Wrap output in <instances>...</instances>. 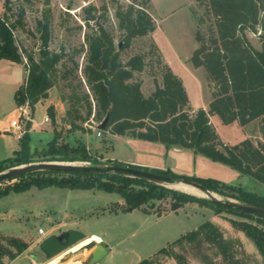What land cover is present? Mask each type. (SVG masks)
I'll list each match as a JSON object with an SVG mask.
<instances>
[{"label": "rangeland", "instance_id": "1", "mask_svg": "<svg viewBox=\"0 0 264 264\" xmlns=\"http://www.w3.org/2000/svg\"><path fill=\"white\" fill-rule=\"evenodd\" d=\"M17 1L25 12L23 26L14 30V35L24 55L32 54L36 60H40L43 41L37 28L38 20L43 19L46 11H49L51 37L48 50L59 52L62 56L57 65L55 85L50 89L48 98L40 101L34 112L29 108L33 118L29 130L33 150L46 147L54 137L55 130H59L73 145L84 142L100 162L98 165L120 162L125 166L132 163L171 169L178 174L214 178L228 185L242 186L264 194V184L259 180L192 149L108 132L99 134V123L94 118L96 103L83 73L87 48L85 35L95 23L92 21L90 27L87 25L84 9H80L83 0H51L49 5H45L44 0ZM131 2L141 4L143 0H97L93 3L98 7L107 5V14L99 20L113 34L120 48L124 46V32L118 26L115 11L118 5ZM3 10L4 6L0 4V12ZM148 10L156 22V30L148 36L133 39L122 53L125 60L137 53L145 54V69L136 74V78L142 81L144 94L150 95L157 83L162 85L166 68L170 67L184 83L190 100L189 109L205 108L209 111L214 84L206 69L195 67L191 61L193 52L200 45L196 39L197 32L208 35L207 20L202 22V18H206V0H150ZM17 18L19 16L13 20ZM249 37L260 48L257 36L249 33ZM26 59L22 63L0 60V162L14 156L21 147L22 141L16 133L3 129L9 125L12 117L18 115L15 94L27 78ZM89 100L93 114L83 122L78 121L86 132L81 129L69 132L72 112L78 110L86 117ZM49 107L54 109L55 122L48 114ZM46 117L49 120L46 121ZM210 118L226 144H236L247 138L254 143L264 141V122L261 119L241 125L236 121L224 123L212 113ZM23 123L27 128L29 121L24 120ZM75 164L89 165L84 162ZM7 186L0 192V264H84L97 243L106 245L108 250L100 264H139L144 259L154 258L160 249L168 247L206 221L218 226L226 238L240 240L242 249L239 251L242 256L250 258L251 264H263V257L254 241L233 227L230 220H248L245 217L216 214L210 207L198 203H188L174 211L170 198L156 200L124 213L120 206L124 204V199L113 192L56 186L44 189L32 187L24 192H16ZM166 186L203 196L197 189L183 184ZM215 195L224 200H234L217 193ZM40 228H44L45 235H40ZM69 229L83 232L86 238L97 234L101 239L91 241L93 243L89 242L78 250L73 246L48 258L40 248L41 242L50 235H59ZM15 242L23 243L24 250L19 252ZM89 244L92 246L88 247ZM176 250L186 256L191 264H207L203 256L224 264L217 249L210 245L195 247L191 244ZM163 256L161 264H178L174 258Z\"/></svg>", "mask_w": 264, "mask_h": 264}, {"label": "trees", "instance_id": "2", "mask_svg": "<svg viewBox=\"0 0 264 264\" xmlns=\"http://www.w3.org/2000/svg\"><path fill=\"white\" fill-rule=\"evenodd\" d=\"M149 2L150 0H143L141 4L131 2L117 6L115 16L118 26L124 32L122 48L116 45L113 34L99 20L107 14V5L98 7L91 4L84 8L87 25L90 27L92 21L95 24L85 35L87 48L83 73L96 103L94 118L100 125L108 117L106 128H99L100 132L189 148L226 163L241 174L250 175L264 184V141L254 143L247 138L236 144H226L210 118L212 113L227 124L236 121L247 125L258 119L264 122V0H206V18H202V22L207 20L208 35L197 32L196 39L200 45L193 52L191 61L195 67H204L214 84L209 111L205 108L189 109L190 100L184 83L170 67L166 68L162 85L157 83L153 92L145 95L142 81L136 78V74L145 69V54L137 53L126 60L123 58V50L133 39L148 36L156 30V22L148 10ZM24 12L19 1H5L4 10L0 13V60L22 63L27 58V78L16 90L15 99L17 105L28 103L34 112L36 105L48 98L50 89L55 85L57 65L62 56L59 52L48 50L51 37L49 11H46L44 20H38L37 28L43 41L40 60H36L32 54L27 57L24 55L14 35V30L23 26ZM15 16L19 18L13 20ZM249 33L257 36L260 48L253 44ZM92 111V102L89 100L86 117L78 110L72 112L69 132L76 129L86 132L83 124L78 121L89 119ZM48 114L55 122L52 107L48 108ZM31 127L29 122L21 138V147L14 156L0 162V172L41 161L84 162L93 166L100 163L84 142L73 145L59 130H55L54 137L46 147L33 150L29 135ZM115 165L126 164L118 162ZM128 166L172 179L199 182L211 192L238 202L264 205V194L242 186L228 185L218 179L191 177L171 169L135 164ZM19 178L21 180L8 185V189L24 192L32 187L44 189L56 186L117 193L124 199V204H120L124 213L156 200L170 198L174 211L188 203H198L210 207L216 214L229 213L245 217L248 220H230L233 227L243 231L254 241L264 264L262 214L238 210L220 202L214 203L208 197L114 172L36 170ZM191 244L195 247L206 244L216 248L224 264H251L250 258L242 256L239 251L242 249V242L226 238L222 230L211 221L202 223L168 247L160 249L154 258L144 259L139 264H161V255L174 258L178 264H191L186 256L176 250ZM15 245L19 252L25 248L21 242H15ZM203 257L207 264H219L212 258Z\"/></svg>", "mask_w": 264, "mask_h": 264}, {"label": "water", "instance_id": "3", "mask_svg": "<svg viewBox=\"0 0 264 264\" xmlns=\"http://www.w3.org/2000/svg\"><path fill=\"white\" fill-rule=\"evenodd\" d=\"M51 0H44L45 5H49ZM121 46V45H119ZM108 117L99 125L100 129L106 128ZM36 170H55V171H87L93 170L97 172H114L119 174H125L132 177L143 178L162 185H174L176 183H183L188 186H192L201 192L206 194L210 200L214 203H223L225 205L232 206L238 210H243L250 213L262 214L264 215V205L254 204V203H243L234 200H224L218 198L215 193L208 190V188L195 181L185 180V179H172L170 177L157 174L144 169H137L131 166H120L115 164H102V165H80L75 163L66 162H32L29 164H23L15 167H11L7 170L0 172V190L6 185H14L18 182L17 178L25 175L27 173ZM10 181V182H8ZM86 239L83 232L76 229H69L63 231L61 234H53L46 237L40 244V248L45 252L48 258H53L54 256L60 254L61 252L73 247L79 242ZM107 246L102 243H97L92 249L88 262L84 264H100L102 259L107 254Z\"/></svg>", "mask_w": 264, "mask_h": 264}, {"label": "built area", "instance_id": "4", "mask_svg": "<svg viewBox=\"0 0 264 264\" xmlns=\"http://www.w3.org/2000/svg\"><path fill=\"white\" fill-rule=\"evenodd\" d=\"M5 1L6 0H0V4H3V6H4ZM95 1H97V0H83L82 5L80 6V9H84L85 7L95 3ZM26 62H27V60H26ZM29 110L30 109H29L28 103L22 104V105H18V107H17L18 115L12 117V119L9 122V125L5 128V130L8 131V132H13L14 131L16 133L17 137L19 139H21L23 137L24 133L27 130V128H25V126H24L25 123H23L24 120H27L29 122L33 121V118L30 116V111ZM45 120L47 121V120H49V118L46 117ZM98 133L101 134L100 131ZM39 233H40V235H45L46 234L44 228H40L39 229ZM91 243H93V242H91Z\"/></svg>", "mask_w": 264, "mask_h": 264}, {"label": "bare ground", "instance_id": "5", "mask_svg": "<svg viewBox=\"0 0 264 264\" xmlns=\"http://www.w3.org/2000/svg\"><path fill=\"white\" fill-rule=\"evenodd\" d=\"M181 184H183V183H179V185H181ZM174 185H175V184H174ZM183 185L188 186V185H186V184H183ZM189 187H192V186H189ZM192 188H194V187H192ZM194 189H196V188H194ZM197 190H198V189H197ZM184 191H185V190H184ZM198 191L201 192L200 190H198ZM187 192H188V191H187ZM201 193H203V192H201ZM194 194H195V193H194ZM198 195H199V194H198ZM200 195L206 196L205 193L200 194ZM99 240H100V237H99L98 235H92V236H90V237L84 239L83 241L79 242L78 244L74 245V249H75V250H78V249L82 248L83 246H85L87 243H89V242H91V241H99ZM66 264H70V263L68 262V263H66Z\"/></svg>", "mask_w": 264, "mask_h": 264}, {"label": "crops", "instance_id": "6", "mask_svg": "<svg viewBox=\"0 0 264 264\" xmlns=\"http://www.w3.org/2000/svg\"><path fill=\"white\" fill-rule=\"evenodd\" d=\"M4 60H5V59H4ZM7 126H8V125H7ZM0 131H1V130H0ZM3 131H6L5 128L3 129ZM130 164H132V163H130ZM96 235H97V234H96ZM98 236H99V235H98ZM99 237H100V236H99ZM100 239H101V237H100Z\"/></svg>", "mask_w": 264, "mask_h": 264}, {"label": "flooded vegetation", "instance_id": "7", "mask_svg": "<svg viewBox=\"0 0 264 264\" xmlns=\"http://www.w3.org/2000/svg\"><path fill=\"white\" fill-rule=\"evenodd\" d=\"M94 244H95V242H94ZM91 246H92V245H89L88 247H91ZM88 247H87V248H88Z\"/></svg>", "mask_w": 264, "mask_h": 264}]
</instances>
